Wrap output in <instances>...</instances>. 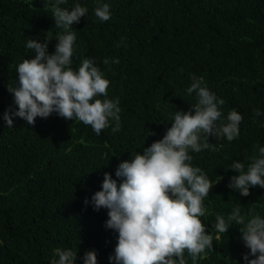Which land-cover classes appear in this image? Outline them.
Instances as JSON below:
<instances>
[{"label": "trees", "instance_id": "trees-1", "mask_svg": "<svg viewBox=\"0 0 264 264\" xmlns=\"http://www.w3.org/2000/svg\"><path fill=\"white\" fill-rule=\"evenodd\" d=\"M101 2L110 4L108 21L94 15L97 0L61 5L88 8L70 29L76 34L73 67L93 57L110 81L108 97L120 101L119 127L110 121L96 135L91 126L55 113L34 124L13 117V127L6 126L5 109L17 107L7 86L18 82L15 66L34 55L25 49L27 39L51 38V53L64 29L55 26L47 0H0V264H52L57 248L76 251L75 264L93 249L98 264H115L109 256L117 233L105 226L107 210L84 201L101 188L105 172L116 178L119 162L162 138L175 110L196 103L195 94L186 92L194 76L224 100L225 118L233 109L243 117L233 141L210 136L208 147L190 152L192 164L214 184L201 218L213 248L196 264H243L249 250L240 226L217 234L214 223L237 206L242 215L264 214V188L241 196L228 187L236 174L229 164L240 160L247 168L264 146V115H255L264 112V0ZM185 257L192 264L187 252Z\"/></svg>", "mask_w": 264, "mask_h": 264}, {"label": "clouds", "instance_id": "clouds-1", "mask_svg": "<svg viewBox=\"0 0 264 264\" xmlns=\"http://www.w3.org/2000/svg\"><path fill=\"white\" fill-rule=\"evenodd\" d=\"M47 3L55 26L64 31L56 35L51 53V38L27 39L25 49L34 55L15 66L18 82L7 86L17 107L5 109L6 126L13 127V117L34 124L37 117L55 113L91 126L96 135L108 128L110 121L119 127V98L108 97L110 81L95 59L87 57L73 67L76 34L70 29L86 17L88 8L80 3L71 9L61 7L67 0ZM94 15L102 22L110 20V4L97 0ZM108 62L106 58L104 63ZM112 62L120 61L115 58ZM186 92L195 94L196 103L188 111L175 110L171 127L163 137L119 162L115 169L118 179L105 172L101 188L84 201L94 210H107L105 226L117 233L114 252L109 256L115 264H187L185 252L196 264L202 253L213 248V234L201 218L206 219L204 201L214 184L206 172L192 164L190 152L208 147L210 136L222 135L228 142L233 141L240 134L243 117L233 109L225 118L220 107L224 100L203 78L194 76ZM255 115L264 112L257 109ZM228 168L236 173L230 177L228 187L241 196H248L251 187L264 188V146H258V154L247 168L240 160ZM233 224L240 226L242 242L249 250L242 255L243 264H264V214L253 211L242 215L241 209L234 207L227 217L215 216V233H227ZM55 254L58 259L52 264H75L76 251L57 248ZM82 259L83 264H98L94 249L85 251Z\"/></svg>", "mask_w": 264, "mask_h": 264}]
</instances>
